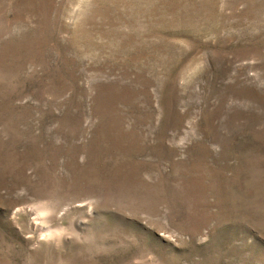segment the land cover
Listing matches in <instances>:
<instances>
[{"label": "rangeland", "instance_id": "rangeland-1", "mask_svg": "<svg viewBox=\"0 0 264 264\" xmlns=\"http://www.w3.org/2000/svg\"><path fill=\"white\" fill-rule=\"evenodd\" d=\"M0 264H264V0H0Z\"/></svg>", "mask_w": 264, "mask_h": 264}]
</instances>
